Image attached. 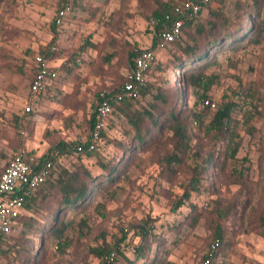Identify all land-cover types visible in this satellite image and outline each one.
Segmentation results:
<instances>
[{
  "label": "rangeland",
  "instance_id": "1",
  "mask_svg": "<svg viewBox=\"0 0 264 264\" xmlns=\"http://www.w3.org/2000/svg\"><path fill=\"white\" fill-rule=\"evenodd\" d=\"M76 1L68 3L59 24L61 0H0V176L20 149L44 155L61 142L86 141L97 96L121 86L131 72V47H153L162 69L149 72L147 83L171 94L178 92L175 80L183 73L173 70V61L179 49L157 42L151 24L153 0ZM252 2L214 0L198 21L208 22L210 12L219 10L232 29L249 26L256 20L246 14ZM261 2L263 9L264 0ZM55 37L54 59L59 67L51 66L59 72L56 88L37 99L30 87L34 56L52 46ZM258 39L260 43L223 51L207 69V75L216 80L204 100L215 102V108L209 106L205 111L208 106L202 90L185 91L188 114L205 112L200 122L190 124L191 142L187 152L179 154L180 161L173 166L167 163L174 152L172 133L167 131L159 142L125 154L118 143H133L134 130L128 118L112 114L96 152L60 161L69 169L85 165L97 180L105 179V165L119 170L106 189L93 190L81 210L68 213L71 225L65 234L68 247L64 255L55 238L40 239L36 231L17 225L9 236L10 250L0 256V264L31 261L30 251H37L34 264H102L89 249L104 242L120 246L121 253L115 252L110 264H145L153 258L151 253L144 261L137 260L133 247L140 241L134 226L146 220L163 238L162 248L154 249L156 258L167 257L170 264H204L219 222L225 242L215 264H264V238L254 229L264 207V31ZM113 53L115 57L107 62ZM71 58L78 66L68 73L61 65ZM151 102L150 95H141L136 107ZM181 102L177 96L176 111L183 108ZM229 102L236 106L230 123L233 144H239L234 158L230 157L228 134L225 139L224 134L209 129L215 112ZM209 155L218 163L206 175L201 191L191 192V198L179 206L191 169ZM219 211L225 213L223 219L218 217Z\"/></svg>",
  "mask_w": 264,
  "mask_h": 264
},
{
  "label": "trees",
  "instance_id": "2",
  "mask_svg": "<svg viewBox=\"0 0 264 264\" xmlns=\"http://www.w3.org/2000/svg\"><path fill=\"white\" fill-rule=\"evenodd\" d=\"M71 1L77 3L76 0H61L60 9H64ZM213 1L214 0H211L209 4ZM252 1V5L248 7L249 9L246 11V14L254 16L256 20L252 19L249 26L240 25L236 30L230 27L228 18H226L219 10L210 12L212 19L208 20V22L198 21L200 15L209 4L197 16L186 18L184 20L181 36L171 44L172 46H177L180 53L178 56H175L173 70L181 71L183 73L181 78H176L175 80L178 84V86H175V89L178 92L171 94L168 89L159 88L156 87L155 83L146 82L145 86L140 90V96H151L152 101L154 100V102H151L149 106L137 108L136 101L140 97L137 99H125L124 101L113 103L112 114L118 112L122 116L128 118L131 127L134 130L132 138L133 143H118L125 154L131 155L135 151L138 152L140 149H144L149 143L159 142V137L162 136V133L167 131L172 133L171 140L174 142V152L166 158L167 163L168 165L173 166L174 163L181 160L179 154H185L191 142V134L189 131L190 124L194 121L200 122L204 112L209 110V107H206L205 111H195L188 114L186 111L187 104H185V91H188L189 89L194 91L202 90L203 94L201 97L204 102V99L208 97V93L216 80L214 76L207 75L206 71L210 66L215 64L219 54L228 49H239L246 43H260L258 37L261 36V33L264 31V8L262 9L261 0ZM153 2L155 9L152 13L151 19H159L158 24L154 26L156 34L166 26L164 24L166 23V15L171 14L172 20L178 19L179 16L173 13V8L174 5H176L177 0L174 2L170 0H153ZM261 9L263 12L262 18H260ZM185 34L186 38L184 37ZM156 38L158 42L159 39L157 35ZM200 38L205 39L202 44L198 42ZM55 42L56 37L53 38L49 44H53L52 46H47L48 48L40 51L41 55L49 60L54 59L57 56L53 49ZM136 49L131 47L128 53V60L131 68L133 66ZM151 49L154 50L153 47ZM115 55V53L109 55L106 58V61L110 62ZM77 66V61L74 58L69 59L61 65V67L67 70L68 73ZM155 68L157 70L162 69L157 60H155L149 72ZM167 83L170 85L168 81ZM120 87L121 86L113 91H117ZM154 91L155 94L153 93ZM177 96L182 100L180 107L182 106L183 108L176 111L173 103ZM95 106L96 104L94 105V109ZM235 107L234 102H229L219 107L215 112L209 127V129L217 133L224 134L223 137L225 139L227 138L225 134H228V149L231 151L230 157L232 158L235 157L239 150V144H233L235 136L230 129L232 111L236 109ZM93 122L94 112L92 114L91 127ZM104 133L102 135V142L105 136ZM80 144L81 142H61L52 147L47 154L41 156V160L43 161L51 160L54 167L47 180L34 191L26 205L25 213L17 218L15 224V226L22 225L26 229L36 231L38 235H41L40 239L44 237L45 239L55 238L58 241L57 246L62 255H64L65 249L68 247L67 240L65 239L66 231L71 225V222L68 220V213H74L81 210L80 207H82L83 203L88 200V197L93 190L106 189V183L116 180L119 173V170L115 167L105 165V171L103 172V175H106L103 176L105 179L102 178V180H97V176L93 175L83 164H78L73 169L62 166L60 161L63 157L76 155L78 158H81L82 156L89 157L92 155L93 152L88 151L79 154L76 153L75 149ZM56 150H59L60 152L59 157L53 156V153ZM196 157H198V155H196ZM217 163L218 162L215 158L209 155L203 160V162L197 163L194 168L191 169V178L187 183L186 191L182 199L179 201V206L183 205L185 201L191 198V192L201 191L202 182L206 180V175ZM5 169L6 167H4L1 175ZM224 216L225 213L218 212L219 218L223 219ZM134 228L137 230L135 234L136 237L140 238V241L133 247L136 259H142L144 261L149 252L153 258L144 263L152 264L151 262L156 258L157 254L155 250L162 248L163 238L154 233V224L149 223L147 220L140 225L134 226ZM254 229L264 238V207L258 215ZM9 236L10 235L3 239L0 256L3 253H8L10 250V248L7 247ZM224 242L225 230L220 222L215 223L214 237L211 243L212 246L208 255H206L204 259H209L210 264H215L216 258L219 255ZM119 249V243L110 245L104 242L102 245L90 247L89 250L101 260L102 264H110L108 262L110 254L113 252L121 253ZM36 252L30 251L29 254H33V258L31 261L26 258L24 264H34V261L37 259ZM155 262V264H170L167 257L163 258V260L157 257Z\"/></svg>",
  "mask_w": 264,
  "mask_h": 264
},
{
  "label": "built area",
  "instance_id": "3",
  "mask_svg": "<svg viewBox=\"0 0 264 264\" xmlns=\"http://www.w3.org/2000/svg\"><path fill=\"white\" fill-rule=\"evenodd\" d=\"M210 2L211 0H178L174 5L173 13L179 18L172 20L171 14L165 16L166 23L164 24L166 26L156 33L159 44L164 47L176 41L182 34L184 20L197 16ZM68 9L69 5L60 11L57 19L59 24ZM158 22L159 19H151L152 26ZM155 60L156 52L154 50L136 49L131 72L120 89L99 93L89 138L76 147V153L94 152L98 149L107 123L112 116L113 103L140 97V90L145 86L148 72ZM58 77L59 72L51 66L49 59L41 54L34 56L31 91L36 96L45 93L48 84L57 80ZM204 105L211 108L216 107L215 102L210 99L204 100ZM27 110L29 111L30 107ZM53 156L59 157V150H56ZM53 167L54 164L51 160L43 161L41 156L26 149H20L13 154L9 165L0 176V252L3 239L11 234L17 218L25 213L30 197L47 180ZM114 255L115 252L110 254L108 261ZM204 264H210V260H205Z\"/></svg>",
  "mask_w": 264,
  "mask_h": 264
},
{
  "label": "crops",
  "instance_id": "4",
  "mask_svg": "<svg viewBox=\"0 0 264 264\" xmlns=\"http://www.w3.org/2000/svg\"><path fill=\"white\" fill-rule=\"evenodd\" d=\"M37 54H39V53H37ZM57 60H58L57 58H56V59H51V60H50V63H51L53 66H55L56 68L59 67L58 64L56 63ZM55 88H56V80L51 81V82L48 84L45 93H43V94L40 95V96H36V98L38 99V98H40L41 96L43 97L44 95L47 94L48 91L55 90ZM48 152H49V151H48ZM48 152H47V153H48ZM47 153H46V154H47ZM36 154L39 155V156H42V154H38V153H36Z\"/></svg>",
  "mask_w": 264,
  "mask_h": 264
}]
</instances>
